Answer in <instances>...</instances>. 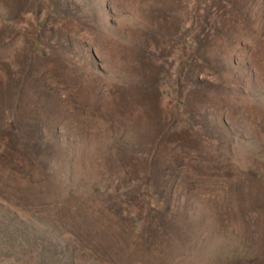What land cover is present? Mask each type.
I'll return each instance as SVG.
<instances>
[{
	"label": "rangeland",
	"instance_id": "obj_1",
	"mask_svg": "<svg viewBox=\"0 0 264 264\" xmlns=\"http://www.w3.org/2000/svg\"><path fill=\"white\" fill-rule=\"evenodd\" d=\"M0 253L264 264V0H0Z\"/></svg>",
	"mask_w": 264,
	"mask_h": 264
},
{
	"label": "trees",
	"instance_id": "obj_2",
	"mask_svg": "<svg viewBox=\"0 0 264 264\" xmlns=\"http://www.w3.org/2000/svg\"><path fill=\"white\" fill-rule=\"evenodd\" d=\"M126 183L124 185H120L122 187H126ZM114 210L119 211L120 213L129 216L130 210L129 207L125 204V202L121 201L116 205ZM10 256L0 253V264H14L11 262Z\"/></svg>",
	"mask_w": 264,
	"mask_h": 264
}]
</instances>
